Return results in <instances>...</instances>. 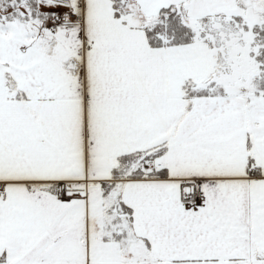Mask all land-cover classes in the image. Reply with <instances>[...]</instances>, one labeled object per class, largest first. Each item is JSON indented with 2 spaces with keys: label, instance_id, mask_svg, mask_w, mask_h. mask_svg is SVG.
Returning <instances> with one entry per match:
<instances>
[{
  "label": "snow or ice",
  "instance_id": "1",
  "mask_svg": "<svg viewBox=\"0 0 264 264\" xmlns=\"http://www.w3.org/2000/svg\"><path fill=\"white\" fill-rule=\"evenodd\" d=\"M0 264H264V0H0Z\"/></svg>",
  "mask_w": 264,
  "mask_h": 264
}]
</instances>
